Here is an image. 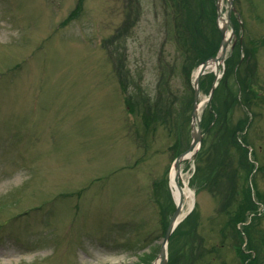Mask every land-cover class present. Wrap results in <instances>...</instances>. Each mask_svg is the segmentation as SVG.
I'll use <instances>...</instances> for the list:
<instances>
[{
    "label": "rangeland",
    "instance_id": "obj_1",
    "mask_svg": "<svg viewBox=\"0 0 264 264\" xmlns=\"http://www.w3.org/2000/svg\"><path fill=\"white\" fill-rule=\"evenodd\" d=\"M173 1L0 0V264H162L211 57L178 41ZM187 2L207 51L223 22L233 35L201 77L203 140L180 161L193 208L169 262L264 264V0H234L230 22L229 0Z\"/></svg>",
    "mask_w": 264,
    "mask_h": 264
},
{
    "label": "water",
    "instance_id": "obj_2",
    "mask_svg": "<svg viewBox=\"0 0 264 264\" xmlns=\"http://www.w3.org/2000/svg\"><path fill=\"white\" fill-rule=\"evenodd\" d=\"M230 1V9H229V21L230 22V17L233 13V10H235L234 7V0H229ZM218 9H219V5H218ZM220 31H221V37H222V47H221V51L218 55L216 56H212L209 59L205 60L200 68L199 74L197 75V77L195 78V82H194V87H195V98H194V104H193V114H192V118H193V142L191 144V146L183 153H181L176 161H175V166L177 168H180V161L185 158L190 152L192 151H196L199 146L202 143V139H203V132H202V128H201V124H200V115H199V98H200V80H201V76L204 75L207 72V69L215 62L218 65L222 62L225 61L226 59V55H227V51H228V47L229 44L231 42V38L233 33H230L228 35V23L224 24L222 27H220ZM219 76V75H218ZM218 84V83H217ZM217 84L215 83L213 88H212V94H211V98L214 94L215 88L217 86ZM210 98V99H211ZM180 189H182V187L180 186ZM182 209H183V200L181 199L179 201V203H177V209L175 211V213L173 214L162 245H161V249H160V253H159V257L162 261V264H168V243H169V239L172 235V233L174 232V230L177 228V226L181 223L182 219L179 220V217L182 214Z\"/></svg>",
    "mask_w": 264,
    "mask_h": 264
},
{
    "label": "trees",
    "instance_id": "obj_3",
    "mask_svg": "<svg viewBox=\"0 0 264 264\" xmlns=\"http://www.w3.org/2000/svg\"><path fill=\"white\" fill-rule=\"evenodd\" d=\"M180 1H178V2H176L175 0L173 1L175 6L178 7L177 8L178 15L181 16V17H178L177 19H178V21L182 20V18H183L182 12L183 11H184V15L187 12V14L189 15V19H188V17H186V20L185 19L183 20L184 23L183 22H180L179 24L177 23L178 24L177 33L179 36L178 41L182 42V44L183 43L187 44V40L190 41L191 45L194 47L193 48L194 51H196V54H198L197 56L200 59H206L210 56L216 55L217 49L207 51L206 48H204V39H203L204 36H203L202 29L200 28L202 17H200V20L198 21V24H197L196 20L190 18V10L191 9L188 7L187 0H180ZM199 13L204 14L202 10H200ZM180 18H181V20H180ZM180 27L182 28V30L180 29ZM245 52H246L245 56H243L240 60L245 62V65H246L245 74L246 75L244 78L242 76L239 77L238 82L241 85V92H242V97H243L242 100L244 102H246L248 105H250L249 97L253 91L251 90V88L249 86L248 78H249V73H250V75L252 74L251 73L252 72V66L250 63H251V60L253 59V57H255L256 51L253 49V47H246ZM230 69H231V64L229 63V68L226 70L227 75L230 73ZM187 100H188V109H190L192 98L189 97ZM177 123H178V121H177ZM227 140H229V139L227 138ZM163 222H164V228H165L167 223L165 222V220H163ZM170 240H171V238H170ZM169 264H170V262H169Z\"/></svg>",
    "mask_w": 264,
    "mask_h": 264
},
{
    "label": "bare ground",
    "instance_id": "obj_4",
    "mask_svg": "<svg viewBox=\"0 0 264 264\" xmlns=\"http://www.w3.org/2000/svg\"><path fill=\"white\" fill-rule=\"evenodd\" d=\"M223 24H225V22H223ZM229 35V34H228ZM209 68H212V70L214 71H218V64L217 63H213ZM200 68H198V70L196 71V76L199 74ZM206 101H202L199 105V108L204 107ZM195 151L190 152L185 158L186 159H190L193 157ZM180 177H181V170L180 168L175 167L174 169H172L171 172V185L174 189L175 195H176V199H177V203H179V201L182 199H190L191 202L187 203V207L185 205V203H183V209H182V214L179 217V220H183V218H185L192 210L193 208V197H194V192L192 191V189H190L187 185V182L182 185L181 181H180ZM180 186L182 187V189H180ZM159 264V263H157Z\"/></svg>",
    "mask_w": 264,
    "mask_h": 264
}]
</instances>
